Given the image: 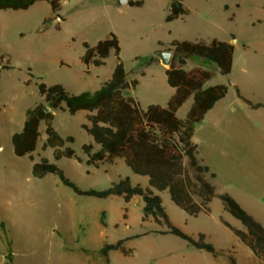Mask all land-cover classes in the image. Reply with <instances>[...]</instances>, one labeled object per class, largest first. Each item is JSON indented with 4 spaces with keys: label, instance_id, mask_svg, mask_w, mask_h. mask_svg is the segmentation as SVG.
Masks as SVG:
<instances>
[{
    "label": "rangeland",
    "instance_id": "rangeland-1",
    "mask_svg": "<svg viewBox=\"0 0 264 264\" xmlns=\"http://www.w3.org/2000/svg\"><path fill=\"white\" fill-rule=\"evenodd\" d=\"M181 1L188 13L165 21L168 0H143L140 6L120 4L118 0H61L58 15L42 21L47 35L44 41L47 47L69 41L73 54L81 51L83 39L94 43L113 31L119 40V57L129 78L139 79L137 86L126 88L123 93L134 97L143 108L160 104L168 86L165 73L161 65L146 61L168 48L172 40L206 41L231 34L230 43L236 40L238 50L236 63L243 62L242 44L264 30V0ZM49 10L47 4L33 15L40 18ZM31 19L35 20L31 17L20 24H9L8 32L0 35V49L15 50L7 62L9 68H0V264H7L8 253L12 264H185L182 254L188 251L187 246L193 247L175 235L158 233L165 227L157 225L152 218L142 221V200L125 202L120 196L78 195L64 186L56 174L48 173L41 178L31 174L33 161H38L43 154L84 189H105L124 176H128L131 183L146 187V177L133 173L121 159L102 163L86 175L85 165L78 164L76 159L55 160L50 148L45 151L46 148L38 145L33 159L13 153L9 132L20 129L17 122L28 107L43 102L35 81L51 83L59 76L56 67L46 66L41 61L40 48L32 41L35 35L28 33V39H20L17 34L18 28L31 25ZM27 40L26 45L20 46L21 41ZM114 63L115 56L111 53L103 66L107 75ZM193 64L208 69L215 66L212 61L190 56L188 66ZM142 70L145 74L140 76ZM261 94H264V82L255 86V95ZM187 105L186 102L176 112L179 118H184ZM4 107L6 115H13L16 123L7 121ZM230 107L235 118L250 124L254 132L243 127L244 122L242 125L238 122L230 134L231 139L223 144L213 132L212 122L201 128L198 122L192 139L198 156L215 174L211 179L215 191L232 196L264 226V156L259 154L260 149L252 137L259 135V130L255 129L257 123L251 117L241 113V107L235 104ZM84 113L57 114L67 121L59 133L74 136L70 146L78 155H82V143L92 142L91 136L80 128V122L86 121ZM40 130L43 134V127ZM223 145L226 148H221ZM105 166L114 168L104 171ZM157 193L170 220L194 237L199 232L204 233L206 241L220 251L218 255L233 257L236 264H264V259L254 256L228 228L218 224L222 205L217 197L211 201L210 214L195 217L177 206L167 191ZM67 198L75 199L73 208L67 206ZM225 214L231 226L242 225L229 213ZM102 219L106 225L102 224ZM134 235L138 236L125 242L132 249L129 255L118 250L110 251L106 257L100 254L99 248L104 242ZM226 242L233 244L227 246Z\"/></svg>",
    "mask_w": 264,
    "mask_h": 264
},
{
    "label": "trees",
    "instance_id": "trees-1",
    "mask_svg": "<svg viewBox=\"0 0 264 264\" xmlns=\"http://www.w3.org/2000/svg\"><path fill=\"white\" fill-rule=\"evenodd\" d=\"M36 1L42 0H0V10L26 9ZM43 1H47L52 13L58 15L61 0ZM127 4L140 6L143 0H128ZM187 13L188 9L181 0H168L165 21ZM83 47L81 60L86 65L100 66L105 63L110 53L115 56L110 77L99 88L79 93H69L60 83L47 85L43 81H35L43 102L26 109L22 128L10 137L13 153L16 156L27 155L33 159L32 152L40 136V121L43 120L46 139L42 147H51L55 160L74 158L79 162L83 161L72 146L66 145L73 143L74 136H61L53 127L52 120L54 112L58 109L69 114L84 111L86 122H82L80 127L93 140V143L80 145V151L86 155L84 163L98 167L100 163L121 158L133 173L147 177L148 186L133 184L128 176H124L105 189H84L70 180L56 163L43 156L32 163L31 174L34 177L41 178L48 173L56 174L64 186L78 195L96 198L121 196L125 202L138 197L142 200V221L150 217L157 225L165 227L157 231L158 233L175 235L188 245L214 256L220 251L206 241L203 233L194 237L170 220L160 195L154 190L167 191L170 199L190 216L209 213L210 203L217 197L224 209L241 222L243 229L235 228L221 218L222 223L257 257L264 259V226L247 213L232 196L215 191L211 182L215 174L198 157L196 145L191 140L195 124L202 121L205 113L225 95L227 85L220 83L204 87V82L211 78L212 72L199 68L187 71L183 68L186 59L197 56L212 61L219 73L226 75L232 66L233 45L216 39L209 42L172 40L167 49L173 51V57L170 66L165 69V75L174 92L165 106L149 104L145 108L141 107L134 97L123 93L126 88L135 87L138 80L129 78L120 60L119 40L115 33H109L94 45L83 42ZM2 58L0 53V61ZM153 61H158V58L150 56L146 63ZM1 67L9 68L7 64ZM188 97H192V104L185 118L180 119L176 111ZM240 97L252 107L264 106L262 103H252ZM43 104L52 110L45 111ZM95 145L98 148H95ZM102 217H105L104 211ZM101 222L106 225L104 219ZM137 236L104 242L99 252L104 257L114 250L129 255L132 249L127 247L125 242ZM230 261L231 264H236L233 257H230ZM6 262L12 264L10 253L6 255Z\"/></svg>",
    "mask_w": 264,
    "mask_h": 264
},
{
    "label": "crops",
    "instance_id": "crops-1",
    "mask_svg": "<svg viewBox=\"0 0 264 264\" xmlns=\"http://www.w3.org/2000/svg\"><path fill=\"white\" fill-rule=\"evenodd\" d=\"M46 3L49 5V3L47 1L42 0V1L34 2L31 6H29L26 9L0 10V35L8 32L7 30L9 28V24H12V23L20 24L26 18H31V17L33 19L35 18V20H33V21L31 19V25L28 26L27 28H24V27L18 28L17 34H18L20 39H28V36H27L28 33L34 34L35 36L32 39V41H33V43L36 44V46H39V48H40L39 52L41 53V61L46 66L53 65L54 67H56L55 69L59 73V76L56 78V81H53L51 83H46V82L45 83L47 85L60 83L64 86V88L69 93H79V92L85 91V90L93 91V90L99 88L100 85L106 79H108L111 75V73L109 75H107V73L103 70V66L105 63L103 65H100V66H94L92 64L86 65L81 60V56L84 52L83 42H87L89 45H94L98 40L95 41L94 43H89L87 40L83 39L81 41V44H82L81 51H79L77 53H73V54H71V50L73 51L74 49H72V46H71L72 44L69 41L67 43L63 42V43H60L57 45L55 44L54 47L53 46L47 47L48 44L45 43V41H44L47 39V37H46L47 35L44 34L45 33L44 31L46 28L42 25V21L44 20V18L45 19H52V18H55L57 15L52 13L50 5H49L50 10L46 13L45 16H41L40 18H37V16L33 15V12H35V10H38L39 8H43V7L46 8V5H47ZM111 32L114 33L113 31H108L107 34H109ZM213 39L220 40V41H227L230 43L232 36H231V34H229V35L223 36L221 38H213ZM210 40H212V39H210ZM210 40H206L205 42H209ZM71 41H73V39H71ZM28 42H29V40H27L25 42L21 41L22 45H20V46H24ZM235 43H236V40H234L233 44H232L233 45V57H232L231 70L226 75L220 74L216 65L212 66V69H208L207 67H204L203 65H199V64H195V65L193 64L192 66H188V60L190 57H188L186 59V63L183 66V68L187 71L192 70V69H197V68L211 71L212 76H211V78H209L207 81L204 82V87L215 85V84H220V83L227 85V91H226L225 95L223 97H221L220 99H218L214 103V105L205 113L202 121L199 122V127L200 128L204 127L205 123L212 122L213 132L214 133L216 132L218 134V136H219L218 138H219V140L222 141L223 144H227V141L229 139H231L230 134L232 132H234L233 130L235 129V125H238L237 124L238 122L240 123V125H242V122H244V120L241 121V120H237L235 118V113L233 112L234 110H232L230 107L231 104L232 105L233 104L238 105L239 107L242 108L243 111L241 113H244L245 117L246 116L251 117V119H253L254 123H257V126L255 127V129L259 130L258 131L259 135H253L252 137H254L253 141L256 144V146H258L260 149L259 154L261 156H264V106L252 107L249 104H247L240 97V96H242V97L246 98L247 100H250L252 103L264 104V94L255 95V86H258L260 82H264V30L260 31L258 34L253 35L249 42L245 41L242 44V46L240 47V48H242L243 62L238 61L235 63L236 58H237L236 54L238 51ZM45 44H46V46H45ZM6 52H8V53H6ZM57 52H59V53L57 54ZM0 53L3 55L2 60H5V62L0 61V68H1V65L7 64V62H9L11 54H14L15 50L13 51L11 49H7L5 51L3 49L2 50L0 49ZM200 59H202V58L200 57ZM150 64L161 65V67L165 73L166 67L160 63L159 59H158V61H153ZM113 67H114V65H113ZM113 67H112V69H113ZM112 69H111V72H112ZM144 74H145V72L143 70L140 71V73H139L140 76H142ZM165 77H166V75H165ZM135 79L138 80V84H139V79L137 77ZM228 80H231L230 84H228ZM173 92H174V88L171 87L170 85H168L166 87L165 99H164L163 103H160L159 105L165 106L167 104L169 97L173 94ZM40 98H42V97L40 96ZM186 102L188 103V105H187V109L185 111V115H186L188 109L190 108V106L192 104V97H188L182 105H184ZM182 105L180 107H182ZM4 109H5V107L2 110L4 111L3 113H5V115H6V112ZM178 109H177V111H178ZM65 112H67V111L60 110V109H58L54 112L52 125L58 133L62 127H65V125L67 124V121L65 120V118H59V116H57V114L58 113L64 114ZM85 114L86 113H84V115ZM6 116H8V115H6ZM12 117H13V115L12 116L9 115L7 121L9 123H16V120L14 119V117L13 118ZM184 118H185V116H184ZM24 119H25V114L24 115L22 114L20 117V120H19V122H21V124L19 122H17L19 124L17 126H20V129L23 126ZM180 119H183V118H180ZM82 122H84V121H81L80 124ZM244 125H242V126L246 127V129H248L249 131H253L252 126L250 124H248V123L245 124V122H244ZM41 127H43V134L41 133V130H40ZM20 129L18 128V131ZM195 129H194V131H195ZM39 130H40V136L38 138L36 148L32 152V155H34V152L38 148V145H40V147H42V144L46 139L45 123L43 120L40 121ZM15 132H17V131H15ZM13 133L14 132L11 133V131H10L9 136L11 137V135ZM193 135H194V133H193ZM193 135L191 137L192 142H193V139H192ZM61 136L64 137L66 135H61ZM40 137H41V139H40ZM89 142L90 141H88L86 143H89ZM92 143H93V140H92ZM66 145H70V144L66 143ZM48 148H50L51 151L53 152V149L51 147H46L45 151ZM95 148H98V146L95 145ZM221 148L224 149V148H226V146L223 145V146H221ZM25 156H27V155H25ZM42 156H43V154L38 157V160ZM52 156H53V154H52ZM79 156L82 158L83 161L79 162L78 164H80V165L82 164V165H85L86 167H90V168L85 167L84 172L86 175H89L91 173L90 169H92V168L98 169V167L102 164V163H100L98 165V167H95L92 165H86L84 163V160L86 159V155L82 153V155H79ZM68 159H74V158H68ZM118 159H121V158H115L112 163H114ZM35 161H36V159H35ZM122 162H123V160H122ZM104 163H106V162H104ZM112 168H114V167L113 166H110V167L105 166L102 169L104 171H108ZM146 179H147V177H146ZM147 186H148V182H147ZM154 192L157 193L158 191L154 190ZM132 199H137L138 202L140 201V199L138 197H133ZM62 205L64 206V204H62ZM221 205H222V212H221V215L219 216L217 221H218V224H220L222 227H226L222 223L221 218L223 220L229 222V220L225 214L227 211L224 209L222 202H221ZM67 206L73 208L75 206V199L74 198H72V199L67 198ZM200 214H203V213H200ZM200 214H198V215H200ZM208 214H210V212ZM226 228H228V227H226ZM235 228L243 229V226L241 225L240 227H235ZM199 233H202V232H199ZM236 238H238V237L236 236ZM230 242H232V241H230ZM230 242H228V243L226 242L228 244L227 246H230V244H233ZM188 247L189 246H187L188 251L185 252L184 254H182L184 257L185 264H231L230 259L227 258L225 255L214 256L207 251H204L201 249H196L194 247L193 248H188ZM191 249H193V250H191ZM253 255L256 256L254 253H253Z\"/></svg>",
    "mask_w": 264,
    "mask_h": 264
},
{
    "label": "water",
    "instance_id": "water-1",
    "mask_svg": "<svg viewBox=\"0 0 264 264\" xmlns=\"http://www.w3.org/2000/svg\"><path fill=\"white\" fill-rule=\"evenodd\" d=\"M118 3L124 4L127 3V0H118ZM155 56L159 59L160 63L168 68L172 62L173 51L171 49H165L157 52ZM43 109L45 111H51L52 109L49 108L46 104H43Z\"/></svg>",
    "mask_w": 264,
    "mask_h": 264
},
{
    "label": "bare ground",
    "instance_id": "bare-ground-1",
    "mask_svg": "<svg viewBox=\"0 0 264 264\" xmlns=\"http://www.w3.org/2000/svg\"><path fill=\"white\" fill-rule=\"evenodd\" d=\"M11 209V208H10ZM10 211V210H9Z\"/></svg>",
    "mask_w": 264,
    "mask_h": 264
}]
</instances>
